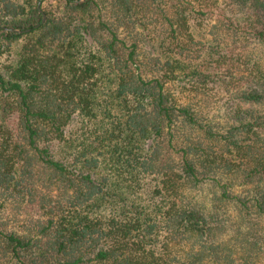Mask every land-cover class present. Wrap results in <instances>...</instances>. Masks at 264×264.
Instances as JSON below:
<instances>
[{
    "label": "trees",
    "instance_id": "16d2710c",
    "mask_svg": "<svg viewBox=\"0 0 264 264\" xmlns=\"http://www.w3.org/2000/svg\"><path fill=\"white\" fill-rule=\"evenodd\" d=\"M40 1L0 0V264H264V0Z\"/></svg>",
    "mask_w": 264,
    "mask_h": 264
},
{
    "label": "rangeland",
    "instance_id": "374dc122",
    "mask_svg": "<svg viewBox=\"0 0 264 264\" xmlns=\"http://www.w3.org/2000/svg\"><path fill=\"white\" fill-rule=\"evenodd\" d=\"M40 2H45V0H41ZM194 31H199L197 27H195V20H193ZM215 85V84H213ZM206 89V97L209 99L208 106L210 107L209 115H213L214 117H220L223 109V101L225 97V93L215 86H208ZM8 126L14 130L16 118L14 114H9L6 120ZM37 217H42L39 214V211L31 204L28 203L25 198H10V201H7L2 209V218L8 224L9 227L15 229L16 231L28 229H34V222L37 220Z\"/></svg>",
    "mask_w": 264,
    "mask_h": 264
},
{
    "label": "water",
    "instance_id": "95a60500",
    "mask_svg": "<svg viewBox=\"0 0 264 264\" xmlns=\"http://www.w3.org/2000/svg\"><path fill=\"white\" fill-rule=\"evenodd\" d=\"M37 8L41 12V21H42L45 18V14L42 12L41 8L39 7V3H37ZM35 25H37V23ZM0 28H4V29H8V30H13V31H20L19 29H16V28H13V27H9V26H0ZM27 29L28 28H25L24 30H27Z\"/></svg>",
    "mask_w": 264,
    "mask_h": 264
}]
</instances>
